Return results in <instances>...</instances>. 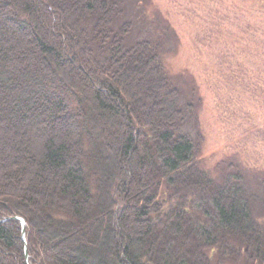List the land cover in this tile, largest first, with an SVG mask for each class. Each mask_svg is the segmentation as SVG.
<instances>
[{
	"label": "trees",
	"instance_id": "obj_1",
	"mask_svg": "<svg viewBox=\"0 0 264 264\" xmlns=\"http://www.w3.org/2000/svg\"><path fill=\"white\" fill-rule=\"evenodd\" d=\"M126 18L0 0V264H264V220L200 166L194 105Z\"/></svg>",
	"mask_w": 264,
	"mask_h": 264
},
{
	"label": "rangeland",
	"instance_id": "obj_2",
	"mask_svg": "<svg viewBox=\"0 0 264 264\" xmlns=\"http://www.w3.org/2000/svg\"><path fill=\"white\" fill-rule=\"evenodd\" d=\"M126 21L131 43L162 45L182 106L194 105L200 166L242 185L264 220V0H127Z\"/></svg>",
	"mask_w": 264,
	"mask_h": 264
},
{
	"label": "water",
	"instance_id": "obj_3",
	"mask_svg": "<svg viewBox=\"0 0 264 264\" xmlns=\"http://www.w3.org/2000/svg\"><path fill=\"white\" fill-rule=\"evenodd\" d=\"M14 219H17L21 222V225H22V234H23V237L25 236V227H26V222L24 219L22 218H19V217H15ZM25 257L26 259L29 258V254H28V251H27V247H25Z\"/></svg>",
	"mask_w": 264,
	"mask_h": 264
}]
</instances>
